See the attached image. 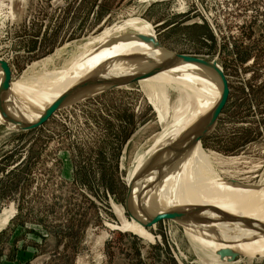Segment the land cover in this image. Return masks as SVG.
<instances>
[{"label":"rangeland","instance_id":"obj_1","mask_svg":"<svg viewBox=\"0 0 264 264\" xmlns=\"http://www.w3.org/2000/svg\"><path fill=\"white\" fill-rule=\"evenodd\" d=\"M0 10V59L10 65L11 84L25 76L45 92L46 71L68 66L84 43L125 20L141 21L162 48L217 59L230 95L200 140L211 171L218 186L239 192L264 182V0H0ZM122 29L109 34L136 33ZM154 75L67 104L35 129L0 121V264H217L214 246L178 219L145 227L130 204L135 219L128 213L139 157L151 163L161 152L153 156V148L165 147L185 123L178 115L191 110L172 83L151 99L142 80ZM187 171L166 191L183 193ZM162 181L146 192L149 207ZM199 227L195 234H209ZM223 264H264V255Z\"/></svg>","mask_w":264,"mask_h":264},{"label":"bare ground","instance_id":"obj_2","mask_svg":"<svg viewBox=\"0 0 264 264\" xmlns=\"http://www.w3.org/2000/svg\"><path fill=\"white\" fill-rule=\"evenodd\" d=\"M126 27L134 28L136 34L152 35L139 20L134 22L125 20L111 31H120ZM128 33L120 34L119 37L109 36L110 34L107 33L109 37L106 40L98 39L90 44L84 43V51L81 47L82 52L77 53L78 56L68 66L59 68L60 70L55 69L56 71H46L44 83L49 89L48 92L42 91V87H36L32 78L24 76L19 82L11 84L5 96L1 91L4 69L0 63V121L8 120L11 125L33 123L66 94L79 96L99 86L121 80L125 76L146 71L157 62L172 56L173 51L162 47L155 48L152 44ZM70 58H74L73 55ZM145 77L150 79V75ZM142 82L144 86L150 88L148 93L151 99L152 97L157 99L159 94L168 91L167 85L172 83L171 87L179 91L181 99L189 102L188 109L191 110H184L178 115L185 120V123L178 129L173 127L175 130L165 139V147L160 149L158 147L160 145L155 146L152 155L160 150L161 152L152 159L151 163L149 156L139 157L141 162L134 168V176L132 175L130 183L135 190L129 197L127 205H132L138 218L142 216L140 218L145 222L147 217L155 218L169 211L190 207L201 209L205 213L185 211L171 218L183 223L194 239L207 246H214L212 257L217 264L229 263L219 258L216 251L220 248L230 247L240 256L264 255V182L252 190L242 188L240 189L242 193L227 185L228 182L221 181L218 186L219 178L212 173L213 170L211 171V159L208 153L200 148V139L195 135L196 129L207 121L210 113L221 101L223 87L218 75L210 68L180 58L155 72L151 81L142 80ZM13 96L25 104L17 102ZM7 101L22 114V119L10 110ZM33 103L37 106H33ZM191 112L192 114L188 116ZM187 167L190 173L187 171L189 176H187L186 190L183 193L180 189L167 192L165 189L167 185L172 180H177ZM145 177L146 181L149 178L147 183L149 186L141 192L140 184L142 186ZM156 178H162L163 181L155 192V207L152 208L145 203V198L146 192L153 186ZM130 205L129 209H131ZM118 213L120 216L123 215V212ZM216 222L219 225H216ZM123 223L125 228L129 227L139 234L143 233L138 222L134 225L129 220H124ZM199 226L201 228L207 226L210 230L209 234H195L193 231ZM214 226L220 229L217 231Z\"/></svg>","mask_w":264,"mask_h":264},{"label":"water","instance_id":"obj_3","mask_svg":"<svg viewBox=\"0 0 264 264\" xmlns=\"http://www.w3.org/2000/svg\"><path fill=\"white\" fill-rule=\"evenodd\" d=\"M134 36H136L140 40H143L149 44H152V46H154L155 48H158L161 46L160 42L158 41V39L154 35H151V34L145 35L142 33H139V34L135 33ZM180 58H181V60L196 62L197 64H199L203 67H206L208 69L210 68L212 71H214L218 75L219 80L221 82V86L223 87V93H222V96L220 99L221 100L220 103L210 113V117L207 119V121H205L203 124H201L196 129L195 135L201 140L204 136H206L207 134H209L211 132V129L215 126V124L217 123V121L220 117V113L222 112L226 103L228 102V97L230 95V86H229L228 78L226 76L225 71H223L222 68L219 66L217 59H207V58L202 57V56L189 55V54L180 53V52L178 53L175 51L172 52V56L168 57L165 60L157 62L155 65L151 66V68L146 70V71H143L141 73H136V75L125 77V78H122L121 80H118V81L110 82V83H108V85H104L101 87L99 86L98 88L93 89V91L84 92L83 94H81L79 96H73L70 94H66L62 99H60L57 102H55L54 104H52V106L42 115V117L37 119L33 123H27L26 122L24 124L11 125V122L8 120L7 121L2 120V123L6 126H10V127L13 126L12 128H14L16 130H20V131H21V129H35L37 126L42 125L44 122H46L47 119L50 118V116L55 111L61 109L67 103H72V102L77 101L81 98L92 97L95 94L106 92V91H108L114 87L122 86V84L141 80L145 76H149L152 73L159 71L160 69L165 67V65L173 63ZM0 63L2 64V67L4 69V74L2 77L3 78V83H2L3 85H2L1 91L6 96V94L8 93L7 91L10 89L11 83H12L11 68H10L9 63H7V61L0 60ZM7 102H8V105L10 106V110L18 118L22 119V114H20V112L9 101H7ZM129 190H130V192H129V197H130L133 195V192L135 190L134 186H130ZM129 197H128V199H129ZM128 199H127V201H128ZM127 201H126V205H127ZM127 210H128V213L130 214V216L132 217V219H135L133 214L130 212L129 205H127ZM185 211L205 213L204 211H202L199 208H191V207L190 208H184L181 210L169 211V212L160 214V215L156 216L155 218L147 217L146 218L147 222L144 223L143 225L145 227H150V226H153L162 220L170 219L172 216L184 213ZM216 253L219 255V258L221 260L227 261V262L235 261L237 256L240 255L238 252H236L235 250H233L230 247L229 248H220L216 251Z\"/></svg>","mask_w":264,"mask_h":264},{"label":"flooded vegetation","instance_id":"obj_4","mask_svg":"<svg viewBox=\"0 0 264 264\" xmlns=\"http://www.w3.org/2000/svg\"><path fill=\"white\" fill-rule=\"evenodd\" d=\"M110 30H112V29H110ZM110 30H108V29H106V31L103 33V34H100V35H96V36H94L93 38H92V40H91V42L93 41V40H106V38H108L109 36H111V35H109V36H107L106 34L107 33H109L110 32ZM104 35H106V36H104ZM170 134V133H169ZM165 136V135H164ZM161 137V136H160ZM154 145L155 144H153V147H154ZM199 145H200V148L201 149H204L203 148V145L201 144V142H199ZM153 150H154V148H153ZM153 150L151 151V152H153ZM141 157V156H140ZM148 157V156H147ZM152 162V161H151ZM150 163H148V165H149Z\"/></svg>","mask_w":264,"mask_h":264}]
</instances>
